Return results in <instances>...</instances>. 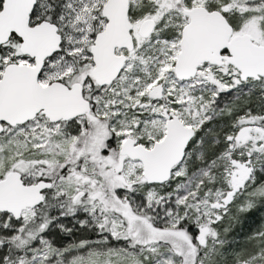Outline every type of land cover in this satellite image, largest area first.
<instances>
[{"label":"snow or ice","instance_id":"1","mask_svg":"<svg viewBox=\"0 0 264 264\" xmlns=\"http://www.w3.org/2000/svg\"><path fill=\"white\" fill-rule=\"evenodd\" d=\"M0 264H264V0H0Z\"/></svg>","mask_w":264,"mask_h":264},{"label":"rangeland","instance_id":"2","mask_svg":"<svg viewBox=\"0 0 264 264\" xmlns=\"http://www.w3.org/2000/svg\"><path fill=\"white\" fill-rule=\"evenodd\" d=\"M79 235V234H78Z\"/></svg>","mask_w":264,"mask_h":264}]
</instances>
